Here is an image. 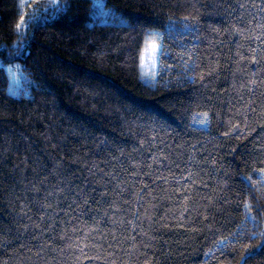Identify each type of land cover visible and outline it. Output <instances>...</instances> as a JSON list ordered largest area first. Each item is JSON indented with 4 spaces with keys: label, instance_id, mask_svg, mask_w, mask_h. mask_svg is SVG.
<instances>
[{
    "label": "trees",
    "instance_id": "1",
    "mask_svg": "<svg viewBox=\"0 0 264 264\" xmlns=\"http://www.w3.org/2000/svg\"><path fill=\"white\" fill-rule=\"evenodd\" d=\"M104 5L0 0V264H264V0Z\"/></svg>",
    "mask_w": 264,
    "mask_h": 264
},
{
    "label": "rangeland",
    "instance_id": "2",
    "mask_svg": "<svg viewBox=\"0 0 264 264\" xmlns=\"http://www.w3.org/2000/svg\"><path fill=\"white\" fill-rule=\"evenodd\" d=\"M29 3L31 13H43L53 7L58 0H23ZM96 6L95 16L100 22L122 23L125 20L122 17H117L107 6L104 5V0H93ZM98 7V8H97ZM155 49V50H153ZM161 45L158 42L152 41L145 49L143 55L142 66L146 73H153L158 64ZM15 80V77H13Z\"/></svg>",
    "mask_w": 264,
    "mask_h": 264
},
{
    "label": "snow or ice",
    "instance_id": "3",
    "mask_svg": "<svg viewBox=\"0 0 264 264\" xmlns=\"http://www.w3.org/2000/svg\"><path fill=\"white\" fill-rule=\"evenodd\" d=\"M153 50H155V49H153Z\"/></svg>",
    "mask_w": 264,
    "mask_h": 264
}]
</instances>
